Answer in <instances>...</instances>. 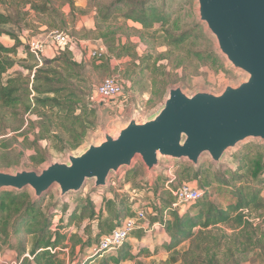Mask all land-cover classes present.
Listing matches in <instances>:
<instances>
[{
	"label": "trees",
	"instance_id": "1",
	"mask_svg": "<svg viewBox=\"0 0 264 264\" xmlns=\"http://www.w3.org/2000/svg\"><path fill=\"white\" fill-rule=\"evenodd\" d=\"M7 1L0 0V6L6 5ZM56 1L60 2L58 7L53 6L51 0H22L21 5L28 6L29 11L33 12L40 22L52 29L56 28L52 24L55 21L65 24L62 7L74 9L72 0ZM107 1L108 3L97 4L95 7L93 21L99 40H106L113 34L108 24L117 15L124 24L137 25L139 40L148 45L160 44L165 48L180 49L187 46L193 38L191 31H171L173 18L180 9L169 8L168 0ZM186 1L178 0L180 8ZM13 23L15 18L12 14L0 11V39L6 37L13 42L10 47H6L0 41V126L3 132L21 129L24 123L22 119L27 111L25 102L33 94L31 99L33 98L40 109L38 113L47 125L45 135H40L45 138L36 141L52 139L59 145V151L62 152L65 148L73 150L81 144L86 130L92 126V122L87 121V118L93 113L85 103L84 92L73 85L74 82L81 81V65L65 55L52 59L43 58L40 66L31 55L16 61L13 58L18 56L19 51H28V48H24L18 36L8 33L5 29ZM99 26H104V29L101 31ZM103 56L95 59L100 60ZM185 56L201 63L208 58L203 52L189 50L185 52ZM152 57L148 54L144 57L138 56L137 68L155 72L158 61L151 63ZM28 62L30 65H19ZM11 70L12 73L8 74ZM32 71L34 74L30 81ZM69 76L74 80L70 82ZM165 87V84L153 78L148 103L155 105L163 100ZM18 123L19 125H16ZM35 144L37 146V142ZM253 148L255 153L257 152L253 161L249 159L254 152L251 146L239 151L238 165L233 173L227 174L226 170L216 172L207 162L201 163L197 170L184 166L183 170L177 173L181 182H196L195 186L202 195L199 200L187 206V211L180 213L178 207L172 208L175 199L166 191L173 200L161 199L162 206L155 209L160 216H154L151 225H158L163 230L166 239L161 248L166 252H173L183 241L189 242L186 251L181 255V264H234L239 258L254 251L258 252L264 264V230L254 224L252 219V214H260L259 217L264 214V156L261 155L264 147ZM43 159L34 162L33 166ZM244 159H247V163ZM247 165L248 170L252 172L242 174ZM132 178L133 171L125 174L124 181L131 184ZM44 200L43 197L35 202L28 191L0 192V252L4 249L13 251L17 264H64L59 259L58 251L66 249L67 242H71L72 238L75 240L72 235L68 237L69 228L79 229L84 222H97L96 243L90 244L86 241L80 244L81 253L88 247H93L92 250L97 248L102 237L109 235L125 219L134 215V211L128 214L129 209L123 204V198L120 209H113L112 203L107 201L100 211H96L95 204L86 199L85 204L81 207L75 205L69 213L68 206L63 203L58 207L61 209L60 217L55 221L57 210L45 213ZM189 209L195 210L194 213ZM104 213L107 216H103ZM61 214H64V217ZM162 214L166 215V218ZM89 229L90 224H87L84 230ZM135 232L137 231L132 235ZM78 242L81 243V239H78ZM127 244L128 241L124 242L115 253L92 251V258L82 260L80 264H92L98 258H102V264H121L151 254L148 247H139L137 253L132 254ZM75 245L76 243L73 246ZM172 261L177 262L176 259Z\"/></svg>",
	"mask_w": 264,
	"mask_h": 264
},
{
	"label": "rangeland",
	"instance_id": "2",
	"mask_svg": "<svg viewBox=\"0 0 264 264\" xmlns=\"http://www.w3.org/2000/svg\"><path fill=\"white\" fill-rule=\"evenodd\" d=\"M21 1L8 0L6 5L0 6L1 12L12 14L15 18V23L6 26L5 29L8 33L18 36L25 49L28 48L27 44L31 39L41 42L45 51V59L65 55L71 61L81 65V81L74 82L73 85L84 92L85 103L91 113H93L87 118V121L92 122V126L86 130L81 144L73 150L65 148L62 152L59 151V145L50 138V140L36 141V139L45 138L44 136L40 137V135H45L44 132H47V125L44 118L38 113L40 109L33 98L31 99L32 94L29 100L25 102L27 111L23 116L22 120L24 123H22L21 129L3 132L0 126V170L10 172L14 170L39 171L50 162H67L68 154H78L88 145L97 144L102 140L103 132L113 134L132 115H135L139 122H143L155 113L163 102L161 100L155 105L148 103L151 93V80L153 78L166 85L163 99L167 90L173 87H181L188 95H192L199 90L217 94L222 91L224 86H236L245 79V75L242 72L233 70L219 54L214 39L207 32L205 25L198 20L195 0H187V3L185 2L186 4L182 8H180L181 4L178 0L167 1L169 8L180 9L173 18L170 27L171 31L173 33L191 31L193 34L189 44L180 49H169L160 44L152 46L142 43L138 38V26L132 23L124 24L118 15L114 16L108 24L113 34L106 40H99L93 21L96 11L95 7L97 4L108 3L107 0H72L74 3L73 10H70L68 6L61 8V12L65 16V24L55 21L52 24L56 28L52 29L40 22L35 14L29 11L28 6L21 5ZM35 1L37 2L38 0ZM51 1L55 7L60 4L59 1ZM99 28L102 31L104 26H99ZM53 32L65 34L71 40V44L63 50L53 46L50 42L51 33ZM1 42L6 47H8V43L13 44L6 37L2 38ZM102 47L105 48L103 58L97 60L87 57L88 49L93 50ZM187 50L203 52L208 58L204 63L196 62L192 58L187 59L185 56ZM147 54L153 56L151 63L155 60L158 61L155 68L156 71L153 73L137 68V57H144ZM30 55L29 51L21 50L18 56L13 59L18 61ZM19 65H30V62ZM12 71H9L8 74H11ZM33 74L34 72L32 71L30 73V81L33 79ZM108 77L119 79L122 86L120 95L109 100L102 99L95 94L99 84ZM68 78L70 82L74 80L70 76ZM77 113L80 114V112ZM16 125H19V123ZM36 142L38 147L35 146ZM246 146H251L254 151L250 155L251 158H249L253 161L257 157V152L255 153L253 147H264V144L258 141H248L234 150H229L220 167L213 165L207 156L202 159L201 163L207 162L216 172L226 170L227 174L228 172L233 173L238 165L239 151ZM261 155L264 156V150ZM41 158H44L43 161L33 166L34 162H39ZM246 160L244 159L243 161L247 163ZM184 166L191 165L185 161H162L154 169L153 175L148 177L142 163L136 158L133 167L129 171L121 170L117 177L111 176L109 188L106 190H91L92 183L89 182L85 184L81 193L69 195L60 201L58 200L56 189H52L44 197L43 211L48 213L49 210L56 209L55 219L57 220L61 211L58 207H61L63 203L68 206L67 213H69L75 205H80L79 207H81L88 199L95 204L96 211H100L107 201L112 203L113 209H120V202L123 198V204L129 209L128 214L139 208L144 209L146 212L145 221L142 223L144 229L138 230L131 235L127 245L130 246L132 254H136L139 247H148L151 254L148 256L143 255L138 259H130L121 264H181V255L186 251L189 242L183 241L173 252H166L161 248L162 243L166 239L163 230L157 225L153 228L151 224L153 219H155L154 216L157 214L160 216V213H157L155 209L162 206L160 204L162 203L161 199L165 201L167 199L173 200V197L171 198L166 191L170 193L169 190L174 191L181 184H189L196 187V182L194 181L185 183L178 180L177 173L182 171ZM192 168L195 169L194 167ZM132 171V182L131 184H126L127 182L124 181L125 174ZM250 172L252 171L248 170L247 165L241 173ZM262 197L264 198V185L262 187ZM187 209V206H178L180 213L187 211ZM189 211L194 213L195 210L189 209ZM61 215L64 217V214ZM259 215L252 214L253 223L264 230V214L262 217H259ZM103 216H107V214L104 213ZM163 217L166 218V215ZM87 224H90V229L85 231L84 227ZM97 234L96 221L91 223L84 222L79 229L69 228L68 237L72 235L75 240L72 238L71 242H67L68 246L66 249L58 251L59 259L64 264H80L82 260L91 259L93 247L85 248L80 253V244L86 241H89L90 244H95ZM78 239H81V243L78 242ZM74 243H76L75 246H73ZM0 254V264L3 261L9 264L15 258V253L8 249H4ZM172 259H176L177 262L174 263ZM102 263V258H98L92 264ZM234 264H262V261L258 256V252L254 251L239 258Z\"/></svg>",
	"mask_w": 264,
	"mask_h": 264
},
{
	"label": "water",
	"instance_id": "3",
	"mask_svg": "<svg viewBox=\"0 0 264 264\" xmlns=\"http://www.w3.org/2000/svg\"><path fill=\"white\" fill-rule=\"evenodd\" d=\"M197 16L214 39L219 54L245 79L220 93L181 87L167 90L160 108L139 122L132 115L115 132L67 162H50L39 171L0 170V192L28 191L39 201L52 189L58 200L108 189L111 176L129 171L136 158L148 177L162 161H185L198 169L207 156L220 167L229 150L248 141L264 144V0H195Z\"/></svg>",
	"mask_w": 264,
	"mask_h": 264
},
{
	"label": "built area",
	"instance_id": "4",
	"mask_svg": "<svg viewBox=\"0 0 264 264\" xmlns=\"http://www.w3.org/2000/svg\"><path fill=\"white\" fill-rule=\"evenodd\" d=\"M50 42L53 46L59 47L62 50L71 44V40L63 33L53 32L51 33ZM28 51L34 58L38 66L42 64V59L45 57L44 47L42 43L36 39H31L28 44ZM105 53V48L99 49H88V58H100ZM122 91L121 83L116 78H107L102 81L101 84L96 88L95 94L102 99H113L120 95ZM175 199V203L172 208H176L180 205L189 206L190 204L196 202L201 197V192L196 189V187L183 184L179 186L176 190H169ZM146 212L144 209L139 208L134 210V215L131 218H127L123 223L115 228L109 235L101 238L97 248L92 251L97 253L98 251L115 253L124 242L128 241L130 236L134 231L143 230L142 223L145 221ZM56 221V219H55ZM28 257V255H26ZM2 264H8L3 261ZM9 264H17L15 260L11 261Z\"/></svg>",
	"mask_w": 264,
	"mask_h": 264
},
{
	"label": "crops",
	"instance_id": "5",
	"mask_svg": "<svg viewBox=\"0 0 264 264\" xmlns=\"http://www.w3.org/2000/svg\"><path fill=\"white\" fill-rule=\"evenodd\" d=\"M2 39V38H1ZM1 39H0V41H1ZM9 45H8V47H10L11 46V43H8ZM154 226H156V225H153V228H155ZM157 227H159L158 225H157ZM164 233V232H163ZM165 235V234H164ZM4 255V254H3ZM0 256H1V254H0Z\"/></svg>",
	"mask_w": 264,
	"mask_h": 264
}]
</instances>
